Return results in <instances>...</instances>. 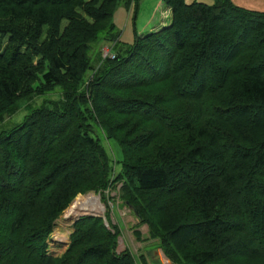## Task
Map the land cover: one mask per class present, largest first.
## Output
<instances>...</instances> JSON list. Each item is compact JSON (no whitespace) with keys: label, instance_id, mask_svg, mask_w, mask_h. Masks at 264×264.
I'll list each match as a JSON object with an SVG mask.
<instances>
[{"label":"trees","instance_id":"trees-1","mask_svg":"<svg viewBox=\"0 0 264 264\" xmlns=\"http://www.w3.org/2000/svg\"><path fill=\"white\" fill-rule=\"evenodd\" d=\"M119 1L0 0V123L31 103L0 124V264H135L99 216L49 251L77 194L117 185L172 264H264V12L162 0L124 48Z\"/></svg>","mask_w":264,"mask_h":264},{"label":"rangeland","instance_id":"rangeland-1","mask_svg":"<svg viewBox=\"0 0 264 264\" xmlns=\"http://www.w3.org/2000/svg\"><path fill=\"white\" fill-rule=\"evenodd\" d=\"M192 1L211 3L212 0H185L187 3ZM231 3L247 10L264 12V0H231ZM168 16L169 12L166 10L162 0H136L128 6L122 1H119L113 11L111 22L114 24V31L119 33V45H123L124 48H129L134 43L136 36L151 30L160 23L166 22ZM104 46L114 51L113 42H107L101 38H97L90 43L88 54L93 57L98 50H101L102 53ZM48 97L58 98L59 96L58 94H50ZM30 104L27 105L26 101L22 102L17 114H5L0 124L4 126L13 120L20 119ZM101 143L112 160L116 157L118 158L119 150L113 141L102 140ZM119 169L120 165H115V172ZM118 187L119 185L115 188L110 187L105 191L90 190L77 194L55 221L50 238L51 244L49 251L54 255H59L66 249L69 235L72 231V225L64 226V215L72 205H75L79 197L92 193L100 198V202L104 206V210L99 217L102 218L108 228L118 231L116 237L117 252L127 249L133 256L135 264H172L162 249L160 238L150 236L148 224L144 221L142 222L132 207L121 199Z\"/></svg>","mask_w":264,"mask_h":264},{"label":"bare ground","instance_id":"bare-ground-1","mask_svg":"<svg viewBox=\"0 0 264 264\" xmlns=\"http://www.w3.org/2000/svg\"><path fill=\"white\" fill-rule=\"evenodd\" d=\"M102 203L100 202V198L92 193L88 194L87 196L79 197L75 205H72L70 207L65 215H64V226H70L72 225V220L82 214L90 213V212H96L100 209L102 210ZM97 209V210H96ZM63 219V218H62Z\"/></svg>","mask_w":264,"mask_h":264},{"label":"water","instance_id":"water-1","mask_svg":"<svg viewBox=\"0 0 264 264\" xmlns=\"http://www.w3.org/2000/svg\"><path fill=\"white\" fill-rule=\"evenodd\" d=\"M103 210H104V206L102 207V210L100 209L99 211H96V212H93V213H86V214L79 215V216L75 217V218L72 220V224H73L76 220H78L81 216H85V215L99 216V215H101V213L103 212ZM134 212H135V214L137 215V212H136V211H134ZM106 224H107V223H106Z\"/></svg>","mask_w":264,"mask_h":264},{"label":"built area","instance_id":"built-area-1","mask_svg":"<svg viewBox=\"0 0 264 264\" xmlns=\"http://www.w3.org/2000/svg\"><path fill=\"white\" fill-rule=\"evenodd\" d=\"M102 56H109V57H114V54L112 53V51L108 48V47H104L102 50Z\"/></svg>","mask_w":264,"mask_h":264},{"label":"crops","instance_id":"crops-1","mask_svg":"<svg viewBox=\"0 0 264 264\" xmlns=\"http://www.w3.org/2000/svg\"><path fill=\"white\" fill-rule=\"evenodd\" d=\"M104 47H106V46H104Z\"/></svg>","mask_w":264,"mask_h":264}]
</instances>
